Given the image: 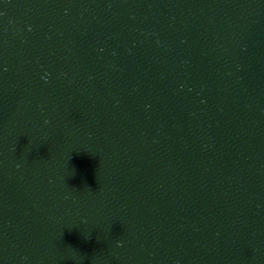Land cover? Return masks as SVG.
Here are the masks:
<instances>
[{"label": "water", "instance_id": "water-1", "mask_svg": "<svg viewBox=\"0 0 264 264\" xmlns=\"http://www.w3.org/2000/svg\"><path fill=\"white\" fill-rule=\"evenodd\" d=\"M0 264H264V0H0Z\"/></svg>", "mask_w": 264, "mask_h": 264}, {"label": "clouds", "instance_id": "clouds-1", "mask_svg": "<svg viewBox=\"0 0 264 264\" xmlns=\"http://www.w3.org/2000/svg\"><path fill=\"white\" fill-rule=\"evenodd\" d=\"M24 259L26 260V259H27V257H24Z\"/></svg>", "mask_w": 264, "mask_h": 264}]
</instances>
